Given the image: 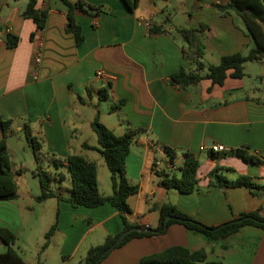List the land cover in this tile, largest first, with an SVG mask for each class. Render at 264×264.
I'll list each match as a JSON object with an SVG mask.
<instances>
[{
	"label": "crops",
	"instance_id": "1",
	"mask_svg": "<svg viewBox=\"0 0 264 264\" xmlns=\"http://www.w3.org/2000/svg\"><path fill=\"white\" fill-rule=\"evenodd\" d=\"M29 1L0 0V117L12 120L7 144L14 176L18 182L26 162L36 175L41 167L51 176L55 193L42 202L37 201L41 190L0 201V227L22 233L24 210L33 220L44 219L36 240L17 244V238L13 244L27 263L81 264L91 246L124 230L120 212L109 203L74 207L67 200L72 195L67 162L71 154L95 161L101 193L113 192L103 156L84 146L99 145L92 126L96 117L117 134L141 131L126 159L127 178L139 185L128 199L131 224L155 228L163 203H172L207 225L224 224L249 211L259 210L264 216V62H247L243 78L228 74L222 85L204 78L181 87L172 78L181 69L198 71L184 52L189 44L178 28H202L198 32L205 48L202 74L224 55L248 54L255 47L241 17L217 9L216 4L230 0H139L133 9L125 0H86L106 10L96 18L74 11L84 36L80 44L68 30L63 0H36L39 9L48 10L43 29L24 16ZM154 25L165 31L152 34ZM8 27L19 38L13 48L7 45ZM39 51L42 61L36 77L34 58ZM249 67L256 71L250 73ZM247 75L253 80L250 84ZM105 88L108 97L101 99ZM26 125L40 146L36 151L26 137ZM4 135L0 123V139ZM217 144L225 150L213 151L211 146ZM166 147L174 150L173 159ZM238 148L259 161L227 154ZM188 152L199 160L197 189L183 193L164 187L165 176H181ZM213 152L221 156L214 158ZM218 165L225 168L228 180L246 175L263 187L211 186L210 173ZM54 224L57 228L43 248L45 234ZM174 245L204 249L208 260L264 264L263 228L246 225L211 239L180 223L161 235L132 238L100 264H139L142 257ZM7 248L0 239V252Z\"/></svg>",
	"mask_w": 264,
	"mask_h": 264
},
{
	"label": "trees",
	"instance_id": "2",
	"mask_svg": "<svg viewBox=\"0 0 264 264\" xmlns=\"http://www.w3.org/2000/svg\"><path fill=\"white\" fill-rule=\"evenodd\" d=\"M68 6V21L70 24L69 31L76 36V41L80 44L84 40L81 27L76 24L74 11L80 10L93 18L101 15L106 9L104 5H94L86 0H63ZM128 6L135 8L139 0H125ZM218 10L223 13L233 11L244 22L246 30L255 42V47L248 54L236 52L224 55L220 63L207 66V72L202 74L200 71L205 69L202 58L205 48L198 32L200 28H178L179 32L187 38L189 49H184L186 56L192 59L197 67V72H188L181 69L176 72L172 78L174 82L181 87H188L198 84L202 79H211L214 84H224L226 77L230 74L235 78H243L245 76V65L250 61L264 62V0H230L227 4H216ZM26 18H31L37 25V29H43L46 25L48 10L39 9L36 0H30L28 6L23 12ZM165 31L161 26L154 25L151 27L152 34H158ZM7 45L10 48L17 46L19 38L17 36L6 34ZM230 72V73H229ZM108 97V91L105 88L101 91V99ZM123 101H121L122 103ZM116 106H113L115 109ZM0 123L4 129L5 135L0 139V201L16 199L19 195L18 182L15 179L12 167V161L8 150L7 136L11 131L12 120H4L0 117ZM93 129L98 138V146H91L84 143L87 148L97 149L103 156L111 175L113 192L110 195L101 193L98 181V166L95 161L89 160L81 154H71L67 158L68 170L72 180V195L67 200L74 207H97L109 203L115 207L121 214L124 222V230L132 226L127 214L131 212L129 197L139 191V185L132 184L126 175V159L130 153L131 146L140 130H128L123 134H117L104 123L99 117L92 122ZM26 137L33 143L36 151L40 146L36 142V137L32 135L29 125L25 126ZM167 152L174 158L173 149L166 147ZM227 154L236 155L245 161H259L250 156L245 148L231 150ZM212 157L219 158L221 155L213 152ZM199 160L191 152L186 154L185 164L182 168V174L177 176H165L161 184L166 188H177L180 192L190 193L197 189ZM222 166H216L210 173L211 186H246L250 189L263 187L252 181V178L241 175L234 180H228L224 174ZM37 174L40 178L41 193L37 196V201L42 202L53 196L54 191L51 189L52 178L49 173L38 167ZM160 220L158 225L151 232L132 231L118 243L114 249L123 246L129 240L135 237L161 235L168 231L173 223H180L190 231H198L211 239L226 237L230 234L238 232L241 227L246 225L256 226L264 229V216L259 210L244 212L240 217L245 219L241 222L220 225H207L191 218L182 212L176 205L172 203H163L159 206ZM167 216H173L168 222ZM239 218V217H237ZM236 219V218H235ZM57 228L54 224L45 234V243L43 248L49 245V241ZM121 233V232H120ZM120 233L108 235L104 242L91 246L81 264H100L112 251L103 255L119 236ZM17 234L7 227H0V239L8 246L7 250L0 252V264H29L21 256V254L13 248V244L17 240ZM139 264H228L220 260H208L204 249L192 250L181 245H174L162 251L146 255L141 258Z\"/></svg>",
	"mask_w": 264,
	"mask_h": 264
},
{
	"label": "rangeland",
	"instance_id": "3",
	"mask_svg": "<svg viewBox=\"0 0 264 264\" xmlns=\"http://www.w3.org/2000/svg\"><path fill=\"white\" fill-rule=\"evenodd\" d=\"M253 63H250V66ZM256 64V63H254ZM256 66V65H255ZM250 68V67H249ZM251 69V70H250ZM249 71L250 73H254L256 71V68H250ZM246 81L248 84L252 83L253 80L251 79V76L247 75L246 76ZM35 170H32L29 167V163L26 162V166L23 167L22 172H21V177L18 178V187H19V192L27 194L28 192H37L40 193L41 186H40V178L38 175L35 174ZM39 210L37 209L36 213L39 215ZM44 210V209H43ZM42 212V210H41ZM24 223L26 226V230H24L22 233L17 230L15 233L17 234V244L18 242L24 241V240H31L34 241L40 236V233L38 232L44 225V219L42 217H38V220H33L28 216V214L24 210ZM46 215V214H45ZM2 214H0V217ZM29 219L33 220L30 221ZM31 228V229H30ZM19 229V228H18Z\"/></svg>",
	"mask_w": 264,
	"mask_h": 264
},
{
	"label": "water",
	"instance_id": "4",
	"mask_svg": "<svg viewBox=\"0 0 264 264\" xmlns=\"http://www.w3.org/2000/svg\"><path fill=\"white\" fill-rule=\"evenodd\" d=\"M172 218H173V216H167L166 221L168 222V221H169L170 219H172ZM244 219H245L244 217H239V218H236V219H233V220L229 221V223L241 222V221H243ZM224 224H225V223H224ZM132 231L151 232V231H154V229L151 228V227H149V226L144 227V226H140V225H134V226H132V227H130V228H128V229L123 230V231L119 234V236L116 238L115 242H114V243H113L108 249H106V250L104 251L103 255H106V254H108L111 250H113V249L115 248V246H116L118 243H120V242L124 239V237H125L126 235H128V234H129L130 232H132Z\"/></svg>",
	"mask_w": 264,
	"mask_h": 264
},
{
	"label": "built area",
	"instance_id": "5",
	"mask_svg": "<svg viewBox=\"0 0 264 264\" xmlns=\"http://www.w3.org/2000/svg\"><path fill=\"white\" fill-rule=\"evenodd\" d=\"M12 30V27H8L6 30H5V33L8 34L10 33V31ZM42 61V55H41V51H39L36 55H35V58H34V63H35V67H34V75L37 77V73H38V69H39V65ZM98 75L102 76L104 75V72L103 71H98ZM212 150L213 151H223L225 150V146L223 145H212L211 146Z\"/></svg>",
	"mask_w": 264,
	"mask_h": 264
}]
</instances>
